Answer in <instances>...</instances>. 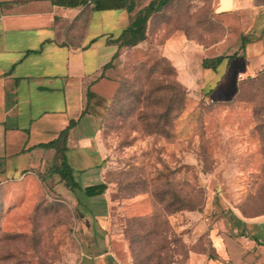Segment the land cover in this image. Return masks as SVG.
<instances>
[{"label":"rangeland","instance_id":"obj_1","mask_svg":"<svg viewBox=\"0 0 264 264\" xmlns=\"http://www.w3.org/2000/svg\"><path fill=\"white\" fill-rule=\"evenodd\" d=\"M189 4L171 0L107 66L115 92L88 113L101 164L80 171L69 153L79 187L104 182L103 194L71 190L47 168L27 190L0 183V264H198L218 239L253 237L246 223L264 216V72L219 100L183 85L161 46L177 23L190 28ZM256 229L264 239V223Z\"/></svg>","mask_w":264,"mask_h":264},{"label":"crops","instance_id":"obj_2","mask_svg":"<svg viewBox=\"0 0 264 264\" xmlns=\"http://www.w3.org/2000/svg\"><path fill=\"white\" fill-rule=\"evenodd\" d=\"M151 1L0 0L4 188L16 189L22 182L20 188H32L34 170L58 161L55 147L41 145L55 140L72 121L66 137L68 164L74 169L71 152L82 162L80 171L101 164L102 156L92 147L98 129L86 112L87 92L112 97L116 82L107 66L120 48L116 39ZM184 11H189L190 28L177 23L161 46L183 85L219 100L235 95L241 80L264 72V0H190ZM161 13L148 18L146 35L153 16ZM181 13L183 9L176 12ZM214 57H222L215 69L202 67L204 58ZM263 223L264 216L246 223L254 228L251 238L214 241L212 255L198 264H264V239L256 229Z\"/></svg>","mask_w":264,"mask_h":264},{"label":"trees","instance_id":"obj_3","mask_svg":"<svg viewBox=\"0 0 264 264\" xmlns=\"http://www.w3.org/2000/svg\"><path fill=\"white\" fill-rule=\"evenodd\" d=\"M170 1L171 0H152L143 10L138 13L134 21L126 29H124L116 39L117 42H120V46H133L142 41L145 38L146 23L148 18L153 13L162 10V8L167 6ZM221 60L222 57L204 58L201 65L203 68L215 69ZM106 102L107 100L105 98L88 91L86 112L91 114H99L98 109L104 108ZM72 124L73 121L70 122L69 126L64 129L55 140L41 145L44 147H55L58 153V161L53 163L45 170L44 177L58 175L59 179L63 181L71 190L78 188L87 197L101 195L107 187L104 182L79 187L75 180V171L67 162L65 156L66 137L67 130Z\"/></svg>","mask_w":264,"mask_h":264}]
</instances>
